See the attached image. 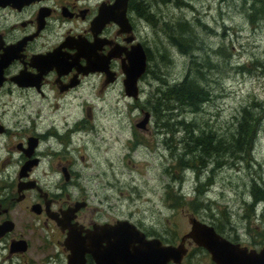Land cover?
I'll return each instance as SVG.
<instances>
[{
  "label": "rangeland",
  "instance_id": "1",
  "mask_svg": "<svg viewBox=\"0 0 264 264\" xmlns=\"http://www.w3.org/2000/svg\"><path fill=\"white\" fill-rule=\"evenodd\" d=\"M150 2L155 5L150 13L159 18L156 26L145 20V46L154 55L153 60L148 61L150 70H156L167 84L179 81L188 74V56L182 54L168 37L170 22L185 20L193 25V34L198 36L196 44L203 47L201 50L210 52L209 60L214 66L210 67L206 77L209 99L197 112L174 111L180 112L179 119H194L197 136L202 135L204 140L210 138L214 145V141L218 142L221 138L209 136L207 131L227 133L229 128H233L234 115L242 104L253 97L264 100V12L254 3L242 5L239 0H145V6ZM245 6L249 8L246 10ZM254 17L258 19L255 21L259 25L257 27L248 21ZM165 46L167 52L171 50L169 62H162L159 58L160 53H166ZM212 49L220 51L219 54ZM226 52L230 53V57L220 55ZM153 78L152 73L145 75V92L137 100L111 97V93L103 99L92 95L87 97L88 104L93 107L92 115L89 117L83 113L85 126L70 136L71 152L81 172L78 182L85 189L89 205L101 209V220L127 218L147 235L165 237L166 242H177L190 227L188 215L191 210L186 206L176 210L166 203L164 184L169 175L164 168L171 162V155L191 164L200 153H191L195 147L191 151L183 150L182 130L173 134L174 145L180 140L178 148H173L169 143L171 136L160 131L152 114L145 130L135 125V121L143 117L138 106L144 104L149 95H154L155 87L161 82ZM21 100L26 101V107L33 113H39L36 120L41 125L51 118L60 124L66 119L71 121L75 116L83 115V105L78 104L80 99L72 97L66 100L50 98L49 103L38 95ZM4 101L5 105L2 104ZM12 102L0 98V113L2 108L7 107L9 115L4 118L15 124L17 116L13 118L10 113L23 104L16 99ZM55 102L62 110L50 112L48 104L54 108ZM256 135L248 164L230 161V157L221 152L213 158L209 155L205 163H200L199 169L191 166L182 169L185 170V179L181 180L180 190L189 199L193 186L206 177L210 178L212 184L205 197L211 208L196 214L198 218L210 222L209 212L223 219L228 214L234 227L226 224L224 235L231 240L236 238L249 247L259 248L262 244L258 242V234L264 233V224L257 215L244 218L242 213L244 209L249 213L247 204H255L250 192L252 179H259L258 184L264 187V114ZM263 206L261 202L253 208L259 214ZM188 249L180 264H215L204 248L190 244ZM33 251L32 243L27 254Z\"/></svg>",
  "mask_w": 264,
  "mask_h": 264
},
{
  "label": "flooded vegetation",
  "instance_id": "2",
  "mask_svg": "<svg viewBox=\"0 0 264 264\" xmlns=\"http://www.w3.org/2000/svg\"><path fill=\"white\" fill-rule=\"evenodd\" d=\"M124 9L118 0H0V98L23 104L10 113L15 124L7 107L0 113V264H67L69 226L84 234L114 221L89 205L70 136L92 115L90 95L137 100L145 92V0ZM142 58L134 96L125 79ZM35 95L80 99L84 114L41 125L19 101ZM54 105L50 112L62 110ZM85 264H96L89 252Z\"/></svg>",
  "mask_w": 264,
  "mask_h": 264
},
{
  "label": "trees",
  "instance_id": "3",
  "mask_svg": "<svg viewBox=\"0 0 264 264\" xmlns=\"http://www.w3.org/2000/svg\"><path fill=\"white\" fill-rule=\"evenodd\" d=\"M167 2V1H166ZM239 4L254 3L253 5L259 6L262 12H264V0H239ZM154 3L150 2L147 6H145V20L154 24L155 26L159 24V18L152 16L150 13L151 7L155 6ZM246 7V6H245ZM249 8L246 7V10ZM147 12V13H146ZM196 17V20L199 18ZM257 18H253L249 23L253 27L259 26L258 23L255 24ZM201 21V20H200ZM165 25V24H164ZM203 25V24H202ZM170 34L168 37L174 43V46L182 53L188 56V65H187V76L179 81H175L172 84H167L165 80L160 76L156 70H150V67H147L146 74L152 73L154 76L153 79L156 81H160L152 94L145 100L144 104L145 109L149 111L150 115L154 116V121L157 127L163 133L170 135V145L173 148H178V143L180 140H177L175 145L172 142V136L177 130L183 131L182 136V144L183 150L191 151V153L199 152L200 156L198 159L195 157L192 159L193 162L191 164H186L184 161H179L176 157L171 155V162L167 164L164 168L166 174L169 175L167 182L164 184V198L166 203L174 209H179L180 207H187L191 210L192 215L197 216L196 214L204 212V210H209L211 207H208L206 202V191L208 187L212 184V180L208 177L205 178L204 181H200L193 186L192 189V197L187 199L186 194L180 190L181 180L185 179L184 172L182 170L186 166H191L195 169L200 168V163H205L206 157L210 155L215 157V155L224 153L228 157H230V161H239L246 162L248 164L251 160V152L254 147V141L257 137L256 133H258L260 129L261 119L264 114V100H259L255 97L252 100H249L242 104L240 108L237 110L234 115L235 120L233 121V128H229L227 133H217L212 131H207L209 136L217 135L221 139L217 142L214 141V145H212V141L209 138L206 140L202 139V135L197 136L196 133V122L195 120L185 121L184 119H179L178 116L180 114L179 111L175 112L174 109H178L180 111L189 110L190 112H197L201 105L209 99V90L206 86V77L208 75L210 67L214 64L210 62L209 58L210 52H206L200 44H196L197 35H194V27H191L189 22L185 20L170 22ZM164 30V29H163ZM166 33V31H164ZM224 48L225 45L222 44ZM221 46V47H222ZM166 49V46H165ZM199 49V50H198ZM212 52L215 54H219L217 49H212ZM147 60H153V54L151 55V50L146 47ZM171 50L166 53L162 52L159 54V58L162 62H169L170 57L169 54ZM225 58L227 56L230 57V53L220 54ZM212 58H219L218 56H213ZM204 61V63H201ZM154 98V101H152ZM166 143V139H164ZM212 145V147H210ZM187 147V148H186ZM221 149V151L219 150ZM204 156V158L202 157ZM251 157V158H250ZM195 159V161H194ZM181 160H183L181 158ZM200 176V175H197ZM259 179H252L250 192L253 195L254 203H258L259 201H264V187H261L258 184ZM254 204V205H255ZM252 204H247L249 209V213L244 209L242 216L244 218L250 217L251 215H257L260 219V222L264 224V206L262 207L260 213L256 212V208H253ZM208 217L211 218L209 223H212L215 229L221 234H225L224 230L226 229V224L234 227L232 223L229 221V215L225 216V219L222 217H216L213 212L208 213ZM207 216V215H206ZM198 217V216H197ZM226 222V223H224ZM148 234V233H147ZM150 235V234H149ZM226 236V235H225ZM260 245L264 243V233L261 232L258 234ZM227 237V236H226ZM160 238L166 242L167 239L165 237L160 236ZM229 238V237H228ZM237 241L236 238L233 239ZM196 248H202L196 246ZM203 249V248H202Z\"/></svg>",
  "mask_w": 264,
  "mask_h": 264
},
{
  "label": "water",
  "instance_id": "4",
  "mask_svg": "<svg viewBox=\"0 0 264 264\" xmlns=\"http://www.w3.org/2000/svg\"><path fill=\"white\" fill-rule=\"evenodd\" d=\"M118 3L125 10L126 0H118ZM143 66L144 58L139 61L135 72L127 73L125 79L126 84H133L134 96L136 80ZM146 68L145 50V71ZM129 90L132 92V89ZM149 117V111L145 110V116L136 126L146 128ZM188 221L189 229L181 234L176 243L163 242L158 236H148L127 218L96 223L92 228L84 229V234L78 227L69 226L64 239L69 249L67 264H85L86 252L93 256L96 264H178L192 243L205 248L215 264H264V244L255 248L233 241L218 232L213 224L192 214L188 215Z\"/></svg>",
  "mask_w": 264,
  "mask_h": 264
},
{
  "label": "bare ground",
  "instance_id": "5",
  "mask_svg": "<svg viewBox=\"0 0 264 264\" xmlns=\"http://www.w3.org/2000/svg\"><path fill=\"white\" fill-rule=\"evenodd\" d=\"M261 202H262V203H264V201H262V200H261V201H259L258 203H261Z\"/></svg>",
  "mask_w": 264,
  "mask_h": 264
}]
</instances>
